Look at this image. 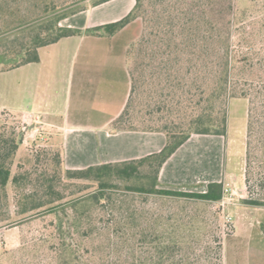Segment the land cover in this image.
<instances>
[{
    "label": "trees",
    "instance_id": "trees-1",
    "mask_svg": "<svg viewBox=\"0 0 264 264\" xmlns=\"http://www.w3.org/2000/svg\"><path fill=\"white\" fill-rule=\"evenodd\" d=\"M86 1L0 0V73L37 63L41 48L63 38L112 36L141 19L143 33L126 50L129 98L109 127L113 132H162L166 145L139 160L69 170L59 148L36 142L17 162L23 132L0 121V223L38 222L42 232L15 252L0 251V261L95 264L93 255L100 248L116 254L110 264H188L187 257L176 255L183 242L175 225L149 224L140 211L126 210L116 200L131 194L220 202L222 183L208 184L204 193L163 189L158 187L159 171L191 135L225 136L228 101L246 99L245 182L247 189L256 187L259 193L243 203L264 207V0H250L238 15L234 0H135L133 9L117 22L84 31L60 26L63 19L83 11ZM107 1L93 0L92 5ZM149 43L154 44L152 55L161 56L155 75L169 92L156 106L158 126L139 128L130 108L135 73L143 71L142 54ZM149 115L146 112L140 122L150 120ZM97 210L107 215L115 210L119 217L94 223L89 218ZM96 234L104 235L99 243ZM15 253L20 254L19 263ZM218 253L221 260V244Z\"/></svg>",
    "mask_w": 264,
    "mask_h": 264
},
{
    "label": "crops",
    "instance_id": "crops-1",
    "mask_svg": "<svg viewBox=\"0 0 264 264\" xmlns=\"http://www.w3.org/2000/svg\"><path fill=\"white\" fill-rule=\"evenodd\" d=\"M134 5L135 0H109L99 5L87 0L83 11L63 19L60 26L84 31L114 23ZM132 26L140 31V21L135 20L112 36L63 38L41 48L37 63L12 70L24 75L21 95L15 92L12 106L13 119L23 125V146L33 136L39 146L59 148L63 166L69 170L135 161L164 148L162 132H113L109 127L130 94L126 50L138 35L127 38L124 34ZM25 98H30L28 105ZM227 134L228 125L225 136L191 135L162 165L158 187L204 193L208 184L222 183L233 190L238 166L243 180L238 190L243 194L246 131L241 158L236 142L228 141Z\"/></svg>",
    "mask_w": 264,
    "mask_h": 264
},
{
    "label": "rangeland",
    "instance_id": "rangeland-1",
    "mask_svg": "<svg viewBox=\"0 0 264 264\" xmlns=\"http://www.w3.org/2000/svg\"><path fill=\"white\" fill-rule=\"evenodd\" d=\"M93 0H90L92 4ZM87 4V1L86 3ZM84 4V5H85ZM250 0H234V14L238 15L240 11L249 7ZM140 31L137 28L127 30L124 37L130 38L138 35L136 41L144 30V23L141 19ZM139 33V34H138ZM124 38V39H127ZM133 41V42H134ZM154 44H147V48L142 54V73L136 72L137 87L132 95L130 114L135 127L143 128L147 126H158L156 122V106H161L165 95L169 92L164 85L162 78L155 75L154 68L160 65L161 56L152 55L151 50L155 49ZM157 57V58H155ZM23 72L0 73V121L8 125L18 127L25 134L23 125L12 116L16 114L13 109L14 95L20 96L21 85L24 83ZM184 72L179 76H183ZM23 80V81H22ZM21 81V83H20ZM19 85V86H18ZM18 99H20L18 97ZM25 105H28L30 98H25ZM233 100V101H232ZM232 101V102H231ZM231 105L229 107V104ZM230 111V113H229ZM146 112L150 113L146 122H140ZM247 112L248 102L246 99H230L228 101V141L234 140L237 144V152L242 157L243 139L246 131L247 142ZM11 115V116H10ZM42 131H40L41 133ZM32 137V138H31ZM31 138V140H30ZM27 144L19 148L16 161H21L25 154L24 149H30L35 143L36 138L29 136ZM24 147V148H23ZM44 148H49L42 146ZM245 165L246 150L244 163V184L245 191L242 194L238 189H242V174L238 166L235 168V189L231 197H226L218 203H207L198 200H186L175 197H162L147 195L144 198L139 196L125 194L126 196L116 200V204L123 205L126 210L140 211L145 222L156 224L160 227L167 228L169 225H175L178 239L183 242V246L176 252L177 257H187L188 264H264V208L246 206L244 199L251 196L255 198L258 195V189L252 187L247 189L248 184L245 182ZM253 181L249 183L251 187ZM122 186V184L120 185ZM123 193V192H119ZM122 195V194H121ZM243 195V198L242 196ZM118 207V206H116ZM115 207V208H116ZM115 214L107 215L102 210H97L89 218L94 223L104 221L110 218L119 217ZM139 218L140 216H135ZM16 222L0 223V251L8 250L15 252L21 243L32 241L41 235V226L38 222L22 225ZM97 236V237H96ZM96 238L102 237L103 234H96ZM103 239L98 238L96 242ZM186 244V245H185ZM222 246V259H219V245ZM188 245V246H187ZM88 246L91 249V246ZM91 254V253H90ZM85 255V254H84ZM108 255L109 264L116 254L96 249L94 253L95 264H107L105 257ZM15 257L20 260V254L15 253ZM1 260V259H0ZM8 263V260L2 259L0 264ZM23 260H21V263Z\"/></svg>",
    "mask_w": 264,
    "mask_h": 264
},
{
    "label": "built area",
    "instance_id": "built-area-1",
    "mask_svg": "<svg viewBox=\"0 0 264 264\" xmlns=\"http://www.w3.org/2000/svg\"><path fill=\"white\" fill-rule=\"evenodd\" d=\"M233 194V191H231V189L227 186L223 187V196H222V201L226 198V197H231Z\"/></svg>",
    "mask_w": 264,
    "mask_h": 264
}]
</instances>
